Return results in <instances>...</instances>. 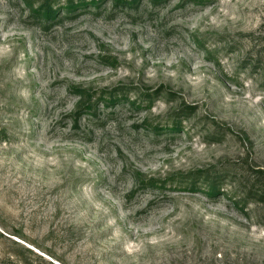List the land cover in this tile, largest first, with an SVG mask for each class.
I'll return each mask as SVG.
<instances>
[{
	"label": "rangeland",
	"instance_id": "rangeland-1",
	"mask_svg": "<svg viewBox=\"0 0 264 264\" xmlns=\"http://www.w3.org/2000/svg\"><path fill=\"white\" fill-rule=\"evenodd\" d=\"M0 264H264V0H0Z\"/></svg>",
	"mask_w": 264,
	"mask_h": 264
},
{
	"label": "trees",
	"instance_id": "trees-1",
	"mask_svg": "<svg viewBox=\"0 0 264 264\" xmlns=\"http://www.w3.org/2000/svg\"><path fill=\"white\" fill-rule=\"evenodd\" d=\"M121 1V0H120ZM38 13H40V11H38ZM52 13H53V9L52 8H50V7H48L47 8V10L45 11V18L47 19V20H50V18H53L52 17ZM41 14V13H40Z\"/></svg>",
	"mask_w": 264,
	"mask_h": 264
}]
</instances>
